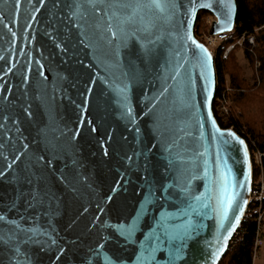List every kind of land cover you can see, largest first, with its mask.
I'll return each instance as SVG.
<instances>
[{"label": "water", "instance_id": "95a60500", "mask_svg": "<svg viewBox=\"0 0 264 264\" xmlns=\"http://www.w3.org/2000/svg\"><path fill=\"white\" fill-rule=\"evenodd\" d=\"M72 2L0 0V170L19 156L0 177V215L35 216L20 222L47 232L20 245L19 256L15 245L0 247V264H115L113 257L138 264L134 249L152 236L162 212L183 237L172 264H217L243 216L250 152L242 136L215 120L213 57L194 26L203 10L214 17L210 34L232 30L236 1L160 0L174 7H143L124 33L102 13L69 9ZM92 23L100 28L89 29ZM28 164L48 176L49 215L47 204L34 211L19 197L28 186L13 177H23ZM172 169L181 170L191 193L188 215L166 194ZM132 217L143 226L132 240L110 239ZM8 227L0 223V232ZM162 247L157 264H169Z\"/></svg>", "mask_w": 264, "mask_h": 264}, {"label": "snow or ice", "instance_id": "6c2138e0", "mask_svg": "<svg viewBox=\"0 0 264 264\" xmlns=\"http://www.w3.org/2000/svg\"><path fill=\"white\" fill-rule=\"evenodd\" d=\"M16 3L19 4V0H16ZM69 9L73 7L76 9L83 10L84 15L86 16L88 10H91L93 13H102L109 17V19H115L117 23V27L121 33H124V25L127 22H131L135 19L138 10L143 7L156 8L161 11L165 10L169 7H174L172 5H165L160 2V0H149L147 5H142L140 3L136 4H117L113 2H109V0H73L71 4L68 5ZM131 9L130 12L122 15L117 9ZM109 9L113 11L109 12ZM87 23V22H86ZM83 27V26H82ZM89 29H93L94 31L100 28L99 23L87 24ZM112 25H109L105 30L111 31ZM147 31V28L145 29ZM100 37L107 40V43L111 44V40H108L104 33H99ZM116 33H113L115 36ZM197 47L202 48V45H197ZM123 106V105H122ZM130 111V110H129ZM2 127V126H0ZM4 144H0V148H3ZM27 148V145H24ZM2 156V153H0ZM7 159L6 157L4 158ZM19 160V156H17L12 164H7L3 170H0V177H4L5 172L8 171L16 164V161ZM37 160L43 162L44 164L50 167L51 161H45L43 156H38ZM169 165H172V161H169ZM40 165H38L39 167ZM175 173L173 176V180L171 182V188L166 193L167 195H174L176 199L179 200V206L176 204H172L171 206L177 207V212L181 215H188L190 211H194L191 208V204L189 201L192 199L191 193L189 190L184 187L181 182L182 172L180 169H172ZM24 176H15L13 177L19 183H26L27 188L19 193V197L24 200L27 205V208L32 210H37L43 208L46 204L48 205L49 211L44 212V215H49L51 210V204L54 199V194L51 192L48 186V176L45 175L43 171L37 172L32 169L31 164L25 165L24 168ZM171 189H179L177 192H172ZM163 186L160 189H157L158 192H162ZM149 195H153L151 187L149 188ZM163 198V196L161 197ZM199 199V197H196ZM39 215V213H37ZM170 213L162 212L158 219H156L154 225V231L152 232V236H149L147 240H140V250L135 251V258L138 264H157L158 257L156 256L157 252H160L161 256H163V247L167 245V252L169 254V264H172V256L173 253H179V251L184 247L183 245V237L176 234L172 231L169 224L167 223V218L170 217ZM35 216L24 217L21 216L19 220L17 219H7L4 215H0V223L6 224L9 227L6 231L0 232V247L8 248L12 245H15L14 255L19 256L22 255L20 245H26L29 242H36L35 237L39 235H47L46 231L34 226H25L20 221H35ZM138 227H143L136 223V217H132L130 221L122 222L116 226V232L110 235V239H115L117 243L123 241V244H128L134 234L137 232ZM21 237H23L21 239ZM180 241L179 244L176 241ZM62 251V250H61ZM99 256V253H97ZM130 260L131 257L121 258V257H113L115 264H125V260ZM16 264H23V261L17 260Z\"/></svg>", "mask_w": 264, "mask_h": 264}, {"label": "trees", "instance_id": "16d2710c", "mask_svg": "<svg viewBox=\"0 0 264 264\" xmlns=\"http://www.w3.org/2000/svg\"><path fill=\"white\" fill-rule=\"evenodd\" d=\"M237 11L233 32L251 33L255 37L252 47L244 48L251 65L256 67L254 82L248 83L235 56L236 48L222 58L217 54L213 58L216 84L212 100L213 114L216 115V97L224 92L227 76L231 91L230 120L234 130L242 136L250 152L264 148V0H235ZM207 11H198L194 26L196 38L207 32L209 23ZM243 131V132H242ZM239 234L234 244H229L227 250L217 264H251V248L255 232V223L245 218L237 229Z\"/></svg>", "mask_w": 264, "mask_h": 264}, {"label": "built area", "instance_id": "2783aa9c", "mask_svg": "<svg viewBox=\"0 0 264 264\" xmlns=\"http://www.w3.org/2000/svg\"><path fill=\"white\" fill-rule=\"evenodd\" d=\"M212 20L207 19L209 28ZM209 28L201 36V39L198 40L205 45L213 58L217 54L225 58L231 50L235 48L244 50L246 47H252L255 43V37L251 33L243 32L235 34L232 29L230 31L210 34ZM224 83V92L216 97V115L214 117L220 128L234 130V126L230 120V99L228 98L231 88L227 82ZM250 164L252 174L251 183L241 222L245 218H250L255 223V232L251 248V264H255L259 250L264 243V148L262 150L255 149L250 152ZM237 229L229 239L228 245L234 244L238 238L239 234Z\"/></svg>", "mask_w": 264, "mask_h": 264}, {"label": "rangeland", "instance_id": "374dc122", "mask_svg": "<svg viewBox=\"0 0 264 264\" xmlns=\"http://www.w3.org/2000/svg\"><path fill=\"white\" fill-rule=\"evenodd\" d=\"M214 18L212 15H209L207 17L208 20H212ZM235 56L237 59V63L242 71L243 78L248 82V83H253L254 82V72L256 70V67L254 65H251L249 62L248 58L246 57L245 53H243L242 49H237L235 52ZM227 80L225 82H229V78L225 76ZM256 264H264V243L263 246L260 248L258 257L256 259Z\"/></svg>", "mask_w": 264, "mask_h": 264}, {"label": "crops", "instance_id": "0c3cea01", "mask_svg": "<svg viewBox=\"0 0 264 264\" xmlns=\"http://www.w3.org/2000/svg\"><path fill=\"white\" fill-rule=\"evenodd\" d=\"M255 264H256V261H255Z\"/></svg>", "mask_w": 264, "mask_h": 264}]
</instances>
